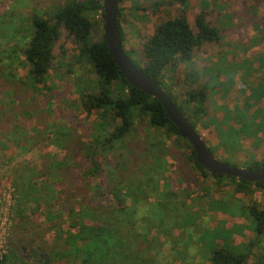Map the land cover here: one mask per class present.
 I'll return each instance as SVG.
<instances>
[{
	"label": "trees",
	"instance_id": "obj_1",
	"mask_svg": "<svg viewBox=\"0 0 264 264\" xmlns=\"http://www.w3.org/2000/svg\"><path fill=\"white\" fill-rule=\"evenodd\" d=\"M128 1L121 0L118 11V28L122 34L126 57L166 90L174 104L199 133L198 127L208 114L206 104L210 100L209 88L213 83L182 91L185 98L179 102L175 93L177 83H174L173 73L178 67H191L194 52L206 43L219 42L221 31L208 25L204 12L196 16V30L191 27L185 15L162 21L143 45L140 61H135L125 49L126 36L122 21L126 12L137 14L142 9L139 0H130L131 3ZM126 3L127 7L124 6ZM242 3L246 8L243 11L250 13L246 18L252 20L251 24L257 31V49H260L257 53V75L264 78V15L261 11L264 8V0H253V5L249 0H242ZM159 4L156 3V6ZM202 4L204 8L210 7L208 0H202ZM28 16L20 40L8 43L5 41L4 45H10V49L4 48V51L8 53L11 68H14L5 82L15 83L29 90L32 88L47 103L64 104L63 99L55 100L56 87L49 78L56 58L54 48L64 31L67 38L76 45L78 52L74 59H66L61 53L62 60L58 63V69L66 70L63 77L72 75L75 79L72 84L78 99L70 100V109L73 111L76 106L87 111L90 116L94 115L96 119L90 124V129L86 128V125L76 123L81 135L77 134L76 128L56 125L49 131L51 133H48V139H45L48 143L46 147L60 152H66L73 147L72 154L76 159L71 163L68 162V157L49 158L46 165L45 171L52 177V194H69L72 197L70 203L60 204L61 207L55 215H48L49 218L53 216L52 220L60 215L66 216L64 222L50 228L54 234L50 246L45 242L38 243V236L35 238L25 234L26 225L32 226V223L27 221L31 218L28 212L32 211V206H40L44 200L37 180L39 176L28 173L27 169L10 171L8 176L14 195L15 203L12 208L15 218L13 217L14 223L8 229L6 253H0V264H147L143 261L144 257L142 258V242L145 236L140 233L132 234L133 217L142 213L148 215L146 210L148 211L150 195L157 191L156 188L169 165L167 159L160 158L162 154L159 152V142H147L145 147L138 145L135 138L144 127L147 128V134H152L155 138L168 141L175 139L172 147L178 150L179 158L187 162L200 181L213 178L217 186L230 184L237 194L247 197L254 189L264 190V182L251 184L244 180L210 174L197 162L191 143L182 138L163 105L126 80L110 54L105 39L103 0H61L47 11H34ZM14 30L18 35L17 28ZM1 38L3 41L9 39L7 36ZM11 38L17 39V36L14 34ZM18 57L21 58L19 61L24 62L19 66L27 69L25 78L19 76ZM80 69L84 70V74L77 73ZM199 77V74L192 72L188 74L187 83L193 86ZM166 79L171 80V83H166ZM263 99L264 89L257 90V106ZM225 110L230 114L227 108ZM257 110L259 122L260 115L264 112L258 107ZM236 113L239 127L229 125L234 131L243 133L245 125L240 124L246 121L247 117H242L244 112L240 109H237ZM244 115L250 117L253 114ZM75 118H71L72 122ZM225 119L224 122L216 119L219 123L222 122L216 127L217 136L218 132L224 133L223 129L229 128L231 118L228 123V117ZM4 123L9 126L8 120ZM254 129L251 130V136ZM261 132L257 129V134ZM261 134L263 135H259L261 139L257 143L263 148L264 130ZM27 135L26 132L23 133L24 137ZM199 135L201 136L200 133ZM3 139L0 144L4 143ZM204 140L212 152L208 140ZM25 144L27 143L22 140L18 142L21 148H25ZM222 145L225 153H233L227 143ZM168 150L171 152V147ZM253 151L247 152L248 161L243 164H247L244 167L251 170L264 169V154L262 157H253ZM239 153L240 150H236L234 155ZM248 155H252V158ZM64 168L66 171L62 172V176L66 178L68 185L65 191L61 189L62 179L57 182L55 177L57 172L63 171ZM43 173L44 170L39 175H45ZM162 193L168 194L167 191ZM74 200H78L77 203L73 202ZM224 201L232 206L236 204L225 197L213 199L208 204H219L223 208ZM188 209L189 212L193 210L189 207ZM250 215L256 223V235L257 232L258 236L264 235V208L253 204L250 207ZM146 216L143 221L149 222ZM230 238L234 242L231 235L219 233L214 243ZM247 243L249 250L245 253L237 252L235 248H218L213 251L210 259L206 260L208 259V264H264V251L259 257L254 253L257 249V239L247 240ZM182 259L187 261V264H194L190 263L188 256ZM182 262L180 264H183Z\"/></svg>",
	"mask_w": 264,
	"mask_h": 264
},
{
	"label": "rangeland",
	"instance_id": "obj_2",
	"mask_svg": "<svg viewBox=\"0 0 264 264\" xmlns=\"http://www.w3.org/2000/svg\"><path fill=\"white\" fill-rule=\"evenodd\" d=\"M139 1L142 10L137 14L126 12L122 21L126 36L125 49L135 61H140L143 45L162 21L185 15L191 27L196 30V16L204 12L208 25L221 31L219 42L206 43L194 52L191 67H178L174 71V83H177L175 93L180 102L185 98L182 91L197 89L212 82L209 88L210 100L206 104L208 114L198 127L201 137L208 140L217 158L231 165L240 167L247 165L243 164L248 161L246 154L249 150H255L252 152L253 157H262L264 143L262 148L258 146L257 141L261 139L259 135L261 137L263 135L261 133L264 130V113H261L257 122V113H259L257 107L264 112V99L258 106L255 99L257 90L264 89V78L257 75V53L260 52V49H257V31L251 24L252 20L246 18L250 13L243 11L246 8L242 0H208L209 8H204L202 0ZM249 1L253 5V0ZM60 2L61 0H0V140L4 138V143L0 144V246L4 243L6 228L14 223L15 218V211L12 208L15 203L14 195L10 188L11 179L8 176L13 169H27L28 173L39 176L37 180L44 200L41 205L39 204L40 206H32V211L28 212L31 218L27 221L32 223V226L26 225L25 234L35 238L38 236V243L45 242L49 246L52 244L54 234L50 228L64 222L66 216L60 215L52 220L53 216L49 218L48 215L49 213L55 215L62 204L71 202L72 197L67 193L61 196L52 194L50 188L52 177L48 171H45L46 165L49 158L68 157V162L71 163L76 159L72 154L73 147L66 152H60L52 147H46L48 143L45 139H48V133H51L49 131L56 125L76 128L77 134L81 135L76 123L79 122L90 129V124L96 119L94 115L90 116L87 111L80 110L75 105L73 111L70 109V100L78 99L72 84V80L75 79L72 75L63 77L66 70L58 69V63L62 60L61 53L66 59H74L78 52L76 45L67 38L64 31L60 41L55 45L56 58L49 74L56 87L55 100L63 99L64 104L47 103L32 88L29 90L15 83L5 82L7 76L14 71L8 60V53L4 51V48L10 49L7 43L20 40L22 28L30 13L47 11ZM156 3H160L159 6H156ZM127 5L126 3L124 6ZM261 11L264 15V8ZM9 21L11 23H8ZM15 28L19 31L18 35L15 33ZM14 34L17 39L11 38ZM6 36L10 40H1V37L6 38ZM5 41H7L6 45H4ZM19 59L21 58H17L18 73L20 77L25 78L27 69L24 70L19 66L24 63ZM192 72L200 75L198 82L193 86L187 83L188 74ZM77 73L84 74V70L80 69ZM166 83L170 84L171 80L166 79ZM226 108L230 114L225 110ZM237 109L242 110L244 114H253L250 117L242 115L244 118L247 117L246 121L240 124L245 125L243 133L234 131L230 127V125L234 128L239 127L238 119L235 117ZM74 117L76 118L72 122L71 118ZM225 117H228L227 123L231 118L228 123L229 128L223 129L224 133L218 132L217 136L216 127L226 120ZM216 119L222 122L219 123ZM6 120L9 121L8 127L4 123ZM4 127H7V131ZM252 128L255 129L251 136ZM257 129L262 132L257 134ZM24 132L28 134L27 137L23 136ZM135 139L138 145L143 147L147 142L154 144L159 142L158 148L162 154L160 158L167 159L169 165L156 188L157 191L150 195L148 211L146 210L148 215L142 213L138 214L139 218L138 215L133 217L132 234L140 233L145 236V239H142V258L144 257L145 263L180 264L183 261V264H187L188 262L182 257L188 256L190 263L207 262L208 264L207 260L215 249L235 248L237 252L245 253L249 250L247 240L251 239H257V249L254 253L257 257L260 256L264 251V235L258 236V232L256 235V223L250 215V207L254 204L264 208V190L254 189L247 197L237 194L230 184L217 186L213 178L200 181L187 162L179 158L178 150L172 147L175 139L168 141L155 138L152 134H147L146 127L139 131ZM21 140L27 143L25 148L18 146ZM233 142L235 144H230ZM222 143H227L233 153H225ZM169 147L172 149L171 152H168ZM236 150H240V153L235 156ZM252 155L248 157L252 158ZM43 170L45 175H39ZM64 171L65 168L55 176L57 182L62 179L60 183L63 191L68 187L66 178L62 176ZM68 176L67 173V178ZM163 191H167L169 195L162 193ZM222 197L236 204L232 206L224 201L223 208L219 204L211 206L208 204L213 199ZM77 201L73 202L77 203ZM188 207L193 210L189 212ZM219 208L221 209L218 210ZM144 216L149 222L143 221ZM64 226L66 229L67 225ZM219 233L225 236L231 235L234 242L230 238L227 241L214 243Z\"/></svg>",
	"mask_w": 264,
	"mask_h": 264
},
{
	"label": "water",
	"instance_id": "obj_3",
	"mask_svg": "<svg viewBox=\"0 0 264 264\" xmlns=\"http://www.w3.org/2000/svg\"><path fill=\"white\" fill-rule=\"evenodd\" d=\"M120 2L121 0H103L104 35L110 54L126 80L133 87L163 105L182 138L187 139L191 143L196 153L197 162L208 170L210 174L244 180L251 184L263 183L264 169L251 170L247 167L231 165L217 159L207 148L205 140L197 133L185 114L174 104L166 90L126 57L123 49L122 34L118 28Z\"/></svg>",
	"mask_w": 264,
	"mask_h": 264
},
{
	"label": "built area",
	"instance_id": "obj_4",
	"mask_svg": "<svg viewBox=\"0 0 264 264\" xmlns=\"http://www.w3.org/2000/svg\"><path fill=\"white\" fill-rule=\"evenodd\" d=\"M13 192V191H12ZM11 211V210H10ZM11 225V224H10ZM9 229V227H8ZM8 229L6 228L5 232H4V243L2 246H0V253H6V243H7V240L9 238V233H8Z\"/></svg>",
	"mask_w": 264,
	"mask_h": 264
}]
</instances>
